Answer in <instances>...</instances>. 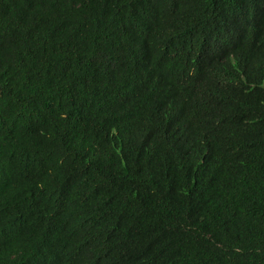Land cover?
Returning <instances> with one entry per match:
<instances>
[{"label": "trees", "instance_id": "16d2710c", "mask_svg": "<svg viewBox=\"0 0 264 264\" xmlns=\"http://www.w3.org/2000/svg\"><path fill=\"white\" fill-rule=\"evenodd\" d=\"M0 264H264V0H0Z\"/></svg>", "mask_w": 264, "mask_h": 264}]
</instances>
